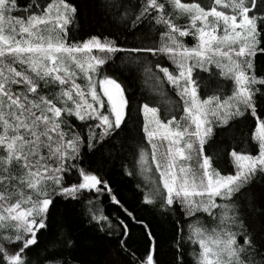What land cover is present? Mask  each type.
I'll return each mask as SVG.
<instances>
[{
	"label": "snow or ice",
	"instance_id": "6c2138e0",
	"mask_svg": "<svg viewBox=\"0 0 264 264\" xmlns=\"http://www.w3.org/2000/svg\"><path fill=\"white\" fill-rule=\"evenodd\" d=\"M86 9L117 31L79 36ZM128 153L135 204L109 172ZM183 245L264 264V0H0V264H185Z\"/></svg>",
	"mask_w": 264,
	"mask_h": 264
},
{
	"label": "trees",
	"instance_id": "16d2710c",
	"mask_svg": "<svg viewBox=\"0 0 264 264\" xmlns=\"http://www.w3.org/2000/svg\"><path fill=\"white\" fill-rule=\"evenodd\" d=\"M23 2H26V0H23ZM106 29H109L113 32L117 31L116 26L111 23L109 19H106L103 17V15L99 12H90L88 9L85 10L84 18L81 20V26L78 30V35L81 37H86L87 34H99L100 32H105ZM107 34V32H105ZM123 38V37H122ZM128 44H125L124 46H132L133 38L131 36L127 37ZM191 45L193 41L188 40L186 41ZM124 54H117V57L115 58V63L117 65L121 64V59ZM164 66H168L165 64ZM122 81L128 90L130 94H133L134 98L140 102H146L150 98V94H152L151 91V85L146 84L144 82V79L142 76L136 74V75H128L127 73H124L122 77ZM170 96L174 97L173 93H169ZM142 122V117L138 118ZM254 129V121L252 118L243 119L239 123H237L234 127V134L239 139H246L251 135L252 130ZM248 146V145H246ZM221 148H228V143H225L223 145H220ZM250 147V146H248ZM128 159H123L121 157H117L112 161V163L109 165V172L111 176L115 180L114 187L118 188L120 192H122L125 196V198L129 201V203H137L138 200V190L136 189L135 185L137 183V180L124 176L121 172V164H128L129 167L131 165L129 164L130 159V153L127 154ZM93 157L90 155L85 158V164H90ZM225 164L227 162L225 161ZM231 171V168L228 169ZM75 182V181H73ZM142 215L148 216L149 219H153V223H157V220L153 218L152 214L150 212H143ZM157 234L162 238L161 243L163 244L165 250L167 251V255L165 256L166 261H172L174 253H175V241L173 239L174 232L172 229V225L169 223H157ZM41 249L44 247V244L42 243L40 245ZM146 247V240L145 237L141 234V230L139 228L136 229L135 235H134V241L132 243V249L135 251L136 249H139L137 252V255L140 254V252H143ZM108 248L107 242L100 240L96 241L94 244V247L90 250V255L86 258H90L93 260H103L105 259V253ZM183 259L185 264H194V261L192 259L191 253L193 251L192 246L183 245ZM39 251V250H38Z\"/></svg>",
	"mask_w": 264,
	"mask_h": 264
},
{
	"label": "rangeland",
	"instance_id": "374dc122",
	"mask_svg": "<svg viewBox=\"0 0 264 264\" xmlns=\"http://www.w3.org/2000/svg\"><path fill=\"white\" fill-rule=\"evenodd\" d=\"M153 96V93L152 94H150V97H152Z\"/></svg>",
	"mask_w": 264,
	"mask_h": 264
}]
</instances>
